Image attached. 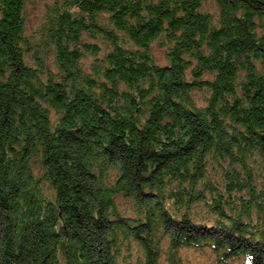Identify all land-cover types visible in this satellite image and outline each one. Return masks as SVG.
Returning <instances> with one entry per match:
<instances>
[{
	"label": "trees",
	"instance_id": "16d2710c",
	"mask_svg": "<svg viewBox=\"0 0 264 264\" xmlns=\"http://www.w3.org/2000/svg\"><path fill=\"white\" fill-rule=\"evenodd\" d=\"M0 0V264H264V0Z\"/></svg>",
	"mask_w": 264,
	"mask_h": 264
},
{
	"label": "rangeland",
	"instance_id": "374dc122",
	"mask_svg": "<svg viewBox=\"0 0 264 264\" xmlns=\"http://www.w3.org/2000/svg\"><path fill=\"white\" fill-rule=\"evenodd\" d=\"M55 0H35L28 4L27 32H34L43 21L44 13L48 4Z\"/></svg>",
	"mask_w": 264,
	"mask_h": 264
}]
</instances>
